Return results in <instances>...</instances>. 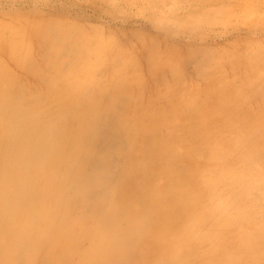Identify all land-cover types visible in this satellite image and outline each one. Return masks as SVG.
Returning <instances> with one entry per match:
<instances>
[{"label":"bare ground","instance_id":"6f19581e","mask_svg":"<svg viewBox=\"0 0 264 264\" xmlns=\"http://www.w3.org/2000/svg\"><path fill=\"white\" fill-rule=\"evenodd\" d=\"M54 46L55 74L27 69L46 82L35 96L0 66V264H264V124L209 127L174 71L157 118L138 81Z\"/></svg>","mask_w":264,"mask_h":264},{"label":"rangeland","instance_id":"374dc122","mask_svg":"<svg viewBox=\"0 0 264 264\" xmlns=\"http://www.w3.org/2000/svg\"><path fill=\"white\" fill-rule=\"evenodd\" d=\"M53 34L45 44L43 39ZM3 43L14 46L16 56L1 53L0 66L12 75L13 84L33 96L46 90V82L27 69L46 64L44 73L49 72L42 74L48 78L55 72L45 53L53 54L54 44H74L78 51L92 50L94 69H116L124 82L138 81L146 90L144 102L158 96L153 106L157 118L171 114L163 111L170 94L165 90H182L169 76L174 71L187 75L184 90L200 91L187 98L209 127L219 125L218 115L231 117L239 129L264 124V92L250 98L254 90H264V0H0V47ZM191 53L194 60L184 72L182 62ZM203 59L205 68L199 63ZM28 60L34 62L32 67ZM160 78L166 79L165 85L158 83ZM148 90H159L158 95ZM232 107L237 113L230 116ZM257 162L259 176L264 177L260 159ZM257 258L264 260V251Z\"/></svg>","mask_w":264,"mask_h":264}]
</instances>
